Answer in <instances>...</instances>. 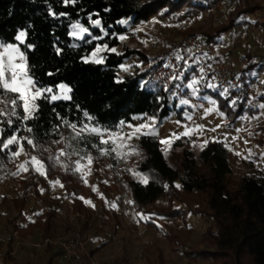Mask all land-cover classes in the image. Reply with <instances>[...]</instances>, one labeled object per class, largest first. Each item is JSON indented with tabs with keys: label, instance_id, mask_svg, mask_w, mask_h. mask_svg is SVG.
I'll use <instances>...</instances> for the list:
<instances>
[{
	"label": "trees",
	"instance_id": "16d2710c",
	"mask_svg": "<svg viewBox=\"0 0 264 264\" xmlns=\"http://www.w3.org/2000/svg\"><path fill=\"white\" fill-rule=\"evenodd\" d=\"M202 1L214 2L220 7L225 0ZM168 2L171 0H77L75 5L65 6L60 0H0V39L7 43H16L15 35L21 30H26L25 43L34 46L26 55L30 71L36 80L43 85L54 87L64 83L72 88L71 101H57L52 104L38 101L39 119L29 120L28 124L33 127L32 135L39 144L49 149L48 145L53 140L61 139L53 129V125L59 123L53 109L72 121L84 120L83 114L87 112L94 118L92 123L113 129L120 121L132 124L137 115L155 116L157 123L163 125L170 115L178 110V101H171L168 91L144 83L148 69L120 78L121 65L135 53L134 51L122 55L105 51V59L101 64L85 63L82 60L97 44L107 43L109 48L118 47V37L127 32L120 24L123 19L133 18L135 23L148 21L151 16L165 8ZM186 3L188 8L208 9L207 3L176 0L164 13H177ZM49 6L52 12L67 15H51ZM260 10V6L252 4L249 0H235L227 24L201 35L207 43L218 44L224 33L242 21H247V16ZM89 16L92 19H100L108 35L104 36L103 40L93 41L91 44L78 41V46L73 47L74 39L69 35L71 23L79 21L89 27ZM90 31L96 36L103 35L99 28H90ZM88 38L90 37H86ZM21 48L23 50L24 45H21ZM57 48L61 49L59 53ZM145 59L144 57V61ZM244 60L245 65L238 76L257 74L262 69L260 66L264 65V60L257 61V57L250 54L245 56ZM193 74L199 76L198 71H190L184 85L190 81ZM206 82L208 80L200 84L201 93H212L218 109L224 113L227 124H236L247 112L244 102L238 100L237 104L232 106L229 95H221L218 87H205ZM254 82L251 80L241 91L245 92L251 85L254 91L259 93V99L264 101V87L259 92L257 86L253 85ZM239 93V90H235L233 96L240 99ZM253 111L251 108L248 110L252 113ZM184 112L185 107L178 111V117L182 120ZM65 129L67 127H61L59 131L63 134ZM7 131L11 132V129ZM258 132H261V136L256 139L257 144L264 148V127H259ZM20 135L28 136L29 133L22 131ZM158 139L152 136L135 139L133 142L138 154L132 157L131 163L136 174L133 176L130 171L119 176L134 201L136 210L148 217L145 224L157 231V222L161 220L180 221L185 228L188 227L189 216L208 220L211 224L202 232L201 242L212 251L195 249L186 253L190 258L204 259L210 264H264V171L255 168L253 172L243 173L238 179H234L232 150H229V145L225 147L224 143L212 140L196 152L191 147L189 138L182 137L165 152L161 149ZM25 154L27 157L36 155L46 164H52L46 159L49 155L47 151L31 150L25 144ZM75 158L77 157H72L73 160ZM10 161L13 160L6 152H0V171ZM137 174L146 177L147 182H142ZM56 180L64 185L66 196L72 198V215L78 217L79 232H89L95 221L98 222V231H102L109 226L112 219L116 220L118 214L112 208L98 214L93 206L80 198L86 195L89 184L84 183L79 174H73L71 170L66 172L60 166H51L47 168L46 175L41 176L29 168L17 181L23 191L12 202L16 216L10 219L22 236L35 235L46 238L56 236L57 232L64 229L65 233H74L77 229L72 223L63 230L59 229L60 199L47 200V211L40 212V215L35 214L34 209L27 208L31 197L41 198V189H46L49 181ZM177 184L180 185L179 188L176 187ZM61 227L63 228V225ZM181 233L184 235L183 232L176 235L172 232L164 234L173 245L178 246L175 250L187 248V238ZM45 252L51 253L48 264H53L55 258L60 256L54 248ZM158 262L164 264L162 256L158 258ZM11 263L7 254L0 264Z\"/></svg>",
	"mask_w": 264,
	"mask_h": 264
},
{
	"label": "rangeland",
	"instance_id": "374dc122",
	"mask_svg": "<svg viewBox=\"0 0 264 264\" xmlns=\"http://www.w3.org/2000/svg\"><path fill=\"white\" fill-rule=\"evenodd\" d=\"M174 1L176 0L168 2L165 8L151 16L148 21H139L135 23L133 18L122 20L127 21V23H120L127 29V32L122 34L125 37L124 40L119 39L120 45L115 47L117 50L116 53L120 55L128 51H134L135 53L122 64L124 67L129 68L128 71H124V68L120 67V78L128 74H136L138 71L144 72L149 68V57L153 52V47L159 34L173 31L178 32L180 35L191 33L205 34L213 28L225 26L228 22L229 12L235 6V0H225L220 7L214 2H211L210 4L211 6L214 5L213 8L215 10L213 13L212 9L209 8L207 10H201L198 7L188 8L186 3L177 13H164ZM249 1L252 4L260 6L261 10L256 14L247 16V21H242L232 30L224 33L222 39L220 38L217 44L219 53L227 61L231 72L236 76L241 73L245 65V56L250 54L257 57V61L264 60V0ZM194 2L197 4H209L208 1L203 2L202 0H194ZM186 15L187 24L183 21ZM204 20H206L205 24L201 25V22ZM73 39L74 45L80 41L76 38ZM0 41L2 40L0 39ZM104 52L99 55L103 56ZM144 57L146 58L145 61ZM260 67L262 69L259 73L249 74L251 76L250 81H255L253 85L257 86L259 92L264 87V65ZM198 87L200 88L199 94L193 96L203 100V102H201L203 104L194 107L195 109L190 113L193 119L188 120L186 117L184 118V114L182 115V118H184L183 120L178 117V111L184 106L178 101V110L173 112L163 125L156 123V128L159 131L158 138L160 140L169 139L170 134L173 132L179 135L185 131L184 125H188L189 127L203 125L205 131L202 133H193L189 138L191 147L196 152L202 149L200 145H206L204 144L206 139L212 141L215 137L221 141H226L232 149L231 165L233 170L232 177L234 179H238L243 173L253 172L255 168L264 171V148L259 146L256 141V139L261 136V132H258L259 127H264V109L259 107L260 104H264V101L259 99V93L257 94L254 91L255 96L240 99H238L237 96L231 97L227 94L231 97V101H236V104L238 100L244 102V108L247 110L245 115L236 124L228 125L224 115H220L221 112L217 107L214 95L209 92L201 93L202 86L198 85ZM250 87L252 86L250 85ZM189 91L192 93L191 89H189ZM205 97H207V99H204ZM170 99L172 101L175 97L170 94ZM213 102H215V104H213ZM188 105L192 106V103L190 102ZM212 107H215L217 110L205 112V109ZM249 108L254 110L253 113L248 112ZM142 117L145 116H135L132 124L139 125L143 123L144 120L141 119ZM177 121H180V124H177ZM216 125H220V127L214 132L211 131ZM124 131L128 132L131 130L125 128ZM69 134L70 130L68 128L65 129L63 136L67 137ZM134 140L135 138L127 142L130 147L122 150L120 158H117L115 153L101 156L95 149H92L91 155L94 157L93 162L90 165L85 162V166L88 168L86 177L89 184L86 195L84 196L85 201H90L91 203L89 204L98 211V214L112 208L111 204L115 203L117 208L112 209L118 214L115 218L116 220L112 219L109 226L102 231H98V222H94L93 228L89 231L93 236L92 252L96 254L100 261H108L113 264H159L158 258L160 256L163 257L164 264H210L207 260L190 258L186 254L187 252H193L195 249L212 251L209 246L201 242V234L209 227L211 224L210 221L195 216H189V224L188 227L185 228L180 221L161 220L157 222L158 230L156 231V229L148 227L145 224L147 219H143L140 215H136L138 213L141 214V212L137 211L133 204L125 202L132 200L128 191L122 185L119 176L130 171H132L131 174L133 176L136 174L132 170L133 167L131 163L132 157L138 154L133 142ZM176 140L178 139L171 140L169 145L162 144V150L165 152L169 151L172 147L171 144ZM245 141H247V143H245ZM76 146L79 147V145ZM48 147L56 153L65 147V143H50ZM133 147L136 149L135 152L132 151ZM249 150L252 153L251 156L249 155ZM83 151H85V149ZM237 153L240 155H237ZM245 157L249 158L245 159ZM27 159H29V156L27 157L24 152L14 160L12 159L13 161H10V163L0 171V232H4L5 230L7 233L6 226H14L13 223L10 222V219L16 216V211L13 208L12 202L23 191V188L19 187L17 182L19 176L23 172L18 176H13L11 173L16 172L18 170V165L24 163ZM110 165L111 167H109ZM137 176L141 181L142 178H144L138 174ZM105 181H107V183H105ZM93 187L97 189L96 192L93 191ZM41 195V198L31 197L29 199L27 203V208L29 210L34 209L35 214L45 212L47 211V200L50 198L60 199L61 204L58 206L59 229L63 230L65 227L69 226V223H72V225H75L77 228L73 232L77 233L80 231V224L77 223L78 217L72 215V198L66 196L63 187L59 185L53 187L49 183V186L43 189ZM4 200L5 202H3ZM176 206L178 207L177 204ZM34 215H29V217ZM62 225L63 228L61 227ZM64 230L62 232H57V234H74L71 232L65 233ZM169 232H172L174 235L178 232H183L184 235L181 234L187 238V248L179 247L180 250H175L178 246L173 245L172 242L164 236L165 233ZM182 235H180V237ZM21 237L24 238L25 242L41 238L35 235H27L25 237L21 235ZM15 245L16 241L13 238L9 239V237L5 242H0V263H3V259L8 254L12 261L11 264H48L51 253H47L43 250H34L29 246H23L16 249L17 253L13 255L10 250H13ZM55 259L53 264H70L63 263V261L60 260V256Z\"/></svg>",
	"mask_w": 264,
	"mask_h": 264
},
{
	"label": "snow or ice",
	"instance_id": "6c2138e0",
	"mask_svg": "<svg viewBox=\"0 0 264 264\" xmlns=\"http://www.w3.org/2000/svg\"><path fill=\"white\" fill-rule=\"evenodd\" d=\"M60 2L67 6L69 4L75 5L77 0H60ZM50 14L53 16H65L66 13H55L51 11V6H49ZM89 27L84 26L79 21L72 22L70 27L71 31L69 35L73 38H76L84 43L91 44L93 41L103 40L104 36H107V31L103 28L100 19H92L89 16ZM120 23H127V21H121ZM90 28H99L103 33L101 36L93 35L90 31ZM87 37H90L86 39ZM27 37V31L21 30L15 35V41L19 43H7L0 41V152H6L10 159H15L19 157L22 153L25 152V144L30 147L31 150H41L47 151L49 155L47 156V161H51L52 164H46L44 160L39 159L36 155H30L29 159L24 163L18 165V170L16 172L11 173L13 176H18L22 172H27L29 168H32L36 173H39L41 176L46 175V170L51 166H60L66 172L71 170L73 174H79L80 178L84 183H87L86 175L88 173V168L85 166V162L90 165L93 162L94 157L91 155V150L95 149L99 155H112L116 154L117 158L121 157L122 150L130 147L127 143L133 138L139 139L141 136H159V131L156 128V117L155 116H145L141 119L144 120L143 123L139 125H133L131 123L126 124L125 121H120L115 128H106L99 124H94L92 121L94 118L90 116L87 112H84V120L72 121L66 117L60 115L59 112H55L56 120L59 123L53 125V129L55 132L62 138L53 140V144H60L61 142L65 143V147L60 149L56 153H52V150L45 149L43 145L39 144L35 136L32 135L33 127L28 124L29 120H38L39 116L37 113L39 112L40 105L37 101H44L49 104H52L56 101H71L72 96L70 93L72 92V88L64 83H60L58 85L49 86L40 84L33 73L30 71V66L28 63V57L26 52L29 49H33L34 46L32 44L25 43ZM120 40H124L125 37L123 35L118 37ZM222 39V37H221ZM21 45H24L23 50L21 49ZM78 45H73V47H77ZM57 53L61 51V49H56ZM104 51H109L112 53H116V48H109L107 43L102 45L97 44L94 50L84 57L82 60L85 63L92 62L96 64H101L104 62L105 57L99 55ZM187 51L192 54V49L189 48ZM177 60H185V57L182 56L179 52L174 53ZM194 56V54H192ZM207 56V53L203 54ZM199 60V58H196ZM185 64L187 67L184 69H178L175 74H173L170 79L171 80H185V72L188 71L192 65L185 60ZM170 65H165V67H169ZM124 71H128V67H124ZM211 67V65H209ZM199 76L193 75L191 80L187 83L186 87L192 90V95H198L200 92V88L198 85L202 83V81H207V76L205 75V69L203 66L199 67ZM51 75V73H49ZM215 78L213 77L212 80ZM205 87L209 89H216L218 86L213 82H206ZM179 88L180 85H177ZM55 88V91H54ZM227 89H223L221 91V95H227ZM204 99H207L205 97ZM181 105H188L190 101L188 99H180ZM215 104V102H213ZM232 106L236 105V101H230ZM78 107V106H77ZM193 107H198L197 105H193ZM259 107L264 109V104H260ZM215 107L205 109V112L216 111ZM221 116L224 113H220ZM185 116L188 120H192L193 117L190 113H185ZM180 124V121L176 122ZM6 126V127H5ZM61 127H67L70 130V134L67 137H64L63 134L59 131ZM220 125H216L215 128H212L211 131H216ZM128 128L131 131L125 132L124 129ZM185 131L180 133L179 135L175 132L170 134L169 139L159 140L158 143L169 145L171 140L180 139L181 137L190 138L193 133H202L205 131L203 125H196L195 127H189L188 125H184ZM7 129H11V132H8ZM22 131H26L29 133L28 136L20 135ZM91 138V139H90ZM214 142L224 143L225 147H228L226 141H221L218 138H213ZM209 141L206 139L204 144H207ZM247 143V141H245ZM76 145H79L77 147ZM195 146V145H194ZM203 144L200 145L203 148ZM87 149V151H83ZM232 150V149H229ZM132 151H136L133 147ZM237 155H240L237 153ZM249 155L252 153L249 150ZM73 156L77 158L75 160L72 159ZM249 157H245L248 159ZM111 167V165L109 166ZM142 182L146 183L147 179L142 178ZM49 183L55 187L59 185L63 187L64 185L60 183L59 180L49 181ZM107 183V181H105ZM177 188L180 187L179 184L176 185ZM93 191L96 192L97 189L93 187ZM43 192V189H41ZM84 199L83 197H80ZM128 204H133L134 201H125ZM86 203H91L90 201H86ZM112 208H117L115 203L111 204ZM41 213H37L40 215ZM140 215L143 219H148L147 216L143 214Z\"/></svg>",
	"mask_w": 264,
	"mask_h": 264
},
{
	"label": "built area",
	"instance_id": "2783aa9c",
	"mask_svg": "<svg viewBox=\"0 0 264 264\" xmlns=\"http://www.w3.org/2000/svg\"><path fill=\"white\" fill-rule=\"evenodd\" d=\"M208 8L212 9L214 13V5L208 2ZM206 20L201 22L205 24ZM192 49L190 54L187 49ZM179 52L185 57V60L192 65V67L185 72L187 74L196 70L199 72V67L203 66L207 80L214 82L222 91L227 89L228 94L233 97L235 90H239L241 98H249L255 96L254 89L248 87L245 92L241 88L250 83L251 76L245 74L243 76H236L231 72L227 61L221 56L218 51V45L214 43H207L203 36L198 33H191L187 35H180L178 32H165L159 34L157 37L153 52L150 55V63L147 74L144 78V83L168 91L175 97L177 101L180 99H188L193 105H200L201 102L191 94L189 88L184 85V80H171L170 77L176 73L178 69L187 67L185 60H177L174 53ZM207 53V56L203 54ZM196 58H199L197 60ZM165 65H170L165 67ZM211 65V67H209ZM215 78L212 80V78ZM177 85H180L178 88ZM144 216L145 214L142 213ZM5 232H0V242H5L6 239H14L16 245L11 254L16 255V249L23 246H29L34 250L46 251L49 248H54L60 253V260L63 263L70 264H113L108 261H100L96 254L91 250L93 244V236L90 232H77L74 234H59L38 240L26 241L22 239L20 231L14 226H6Z\"/></svg>",
	"mask_w": 264,
	"mask_h": 264
},
{
	"label": "crops",
	"instance_id": "0c3cea01",
	"mask_svg": "<svg viewBox=\"0 0 264 264\" xmlns=\"http://www.w3.org/2000/svg\"><path fill=\"white\" fill-rule=\"evenodd\" d=\"M181 17H183V16H181ZM199 18V17H198ZM184 19V18H183ZM182 19V20H183ZM183 21H185L186 23L185 24H187V15H186V18L183 20ZM185 24H183V25H185ZM179 25H180V23H179ZM194 75V74H193ZM192 77V76H191ZM190 80H191V78H190ZM187 85V84H186ZM196 97V96H195ZM197 98V97H196ZM198 99V98H197ZM200 102H203V100H201V99H198ZM203 103H201L200 105H202ZM183 107H185V112L183 113L184 115H183V117L185 118L186 116H185V113H186V109H187V113H191L195 108L193 107V104H192V106H189V105H184ZM191 110V111H190ZM183 118V119H184ZM160 140V139H159ZM174 143V142H173ZM172 143V144H173ZM172 144H171V146H172ZM162 144L160 143V146H161ZM162 149V148H161Z\"/></svg>",
	"mask_w": 264,
	"mask_h": 264
}]
</instances>
